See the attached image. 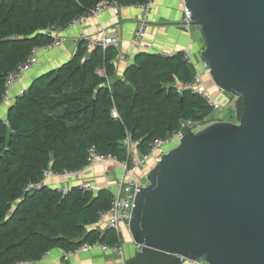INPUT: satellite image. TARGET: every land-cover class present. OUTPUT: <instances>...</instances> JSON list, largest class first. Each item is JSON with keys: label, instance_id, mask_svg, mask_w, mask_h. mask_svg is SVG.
<instances>
[{"label": "trees", "instance_id": "16d2710c", "mask_svg": "<svg viewBox=\"0 0 264 264\" xmlns=\"http://www.w3.org/2000/svg\"><path fill=\"white\" fill-rule=\"evenodd\" d=\"M111 1L0 0V108L7 77L34 48L52 43L44 30L68 26ZM116 1L132 6L147 0ZM115 56L112 48L88 56L81 42L73 59L37 77L8 103L6 117L0 116V264L36 262L52 251H74L99 240L112 248L121 245L122 237L113 230L94 228L100 213L111 208L106 189L83 192L79 185L63 196L48 185L38 188L45 172L84 170L92 147L125 161L128 135L143 156L155 140L167 139L187 122L217 120L203 98L178 93L180 84L195 77L183 53L138 52L124 79L111 85L99 72L111 78ZM90 102L94 107L87 106ZM237 109L239 121L242 99Z\"/></svg>", "mask_w": 264, "mask_h": 264}, {"label": "water", "instance_id": "95a60500", "mask_svg": "<svg viewBox=\"0 0 264 264\" xmlns=\"http://www.w3.org/2000/svg\"><path fill=\"white\" fill-rule=\"evenodd\" d=\"M184 4L171 26L199 31L213 92L244 111L161 156L136 193L129 234L140 251L127 264H264V0Z\"/></svg>", "mask_w": 264, "mask_h": 264}, {"label": "crops", "instance_id": "0c3cea01", "mask_svg": "<svg viewBox=\"0 0 264 264\" xmlns=\"http://www.w3.org/2000/svg\"><path fill=\"white\" fill-rule=\"evenodd\" d=\"M114 1V0H113ZM116 1V0H115ZM185 0H157L152 14L146 24V36L145 44L149 45L154 53H162L167 56L176 55L189 50L191 56L196 62L201 60L200 58V42L199 31H192L189 28V32L179 31L171 24L180 22L182 16L185 13ZM78 18V17H77ZM142 12L138 7L127 6L122 8L119 12L105 11L98 19L90 20L83 25L76 26H64L67 27L61 32L63 38L62 44L58 48H45L38 55V63L20 80L18 86L14 87L10 96V100L3 104L0 108V116L6 117L8 110V103L16 97L20 96L25 90H27L32 82L39 76L48 73L53 70H57L64 63L73 59L77 53V49L81 42L80 36L84 33L87 37H95L101 30H105L109 34L115 33V25H120V30L116 35L120 38L119 51L123 54L122 57H118L116 49V56L111 64L114 66V73L111 78L106 76V73L102 70L99 74L102 77H106L109 84L112 85L114 80H123L125 73L132 62H127L123 57L124 55H132L138 53L135 51L132 44L135 31L141 22ZM87 48L86 43L84 42ZM96 49L89 52L88 56ZM142 52V51H140ZM144 52V51H143ZM199 56V60L197 57ZM132 57V61H133ZM204 81L208 87V90L217 98L219 104L226 106L232 99L224 93L213 92L211 88L212 83L209 76H204ZM108 84V85H109ZM221 119V118H220ZM223 120V119H222ZM169 149L165 148L167 152ZM151 161V166L156 163ZM122 176V170L119 166L111 163L104 165H97L93 168L84 170L81 174L73 176L72 178H62L57 174L50 175L45 184L49 187L59 189H69L73 186H79L84 182H91L100 188H107L108 186L114 187ZM141 176V172L138 174V178ZM96 230L106 231V222L98 223L95 227ZM122 242L121 248L123 253H118L115 250L103 252L101 249H94L88 252L80 253L69 259H64L63 251L57 250L48 253L41 260L30 263L20 264H127V261L133 258L137 251V246L132 241L129 229H122ZM184 264H202L185 262Z\"/></svg>", "mask_w": 264, "mask_h": 264}, {"label": "built area", "instance_id": "2783aa9c", "mask_svg": "<svg viewBox=\"0 0 264 264\" xmlns=\"http://www.w3.org/2000/svg\"><path fill=\"white\" fill-rule=\"evenodd\" d=\"M157 0H147L143 4H134L132 6L138 7L142 12L141 22L135 31L134 37L132 39V44L134 50L137 51H144V52H152L154 53L153 49L145 44V36H146V24L149 20V17L152 14L153 7ZM127 6L120 5L117 1L111 2H103L99 4L96 8L92 9L88 13L83 16H80L73 20L67 27L69 26H76V25H83L90 20H96L99 16L105 11H114L115 13L119 12L120 9L126 8ZM62 25H57L46 29L43 33L51 38L52 43L45 47H36L32 50L31 54L28 58L21 63L18 68L12 72L6 80L5 86V94L3 97L2 104H6L10 100V96L14 87L18 86L20 80L38 63V55L41 51L45 48H58L61 46L63 38L61 36V32L66 29ZM115 33L109 34L105 30H101L95 37H87L84 33L81 34L80 38L83 40L87 48L90 51L93 49H106L113 47L116 49L118 57H122L123 54L119 51V42L120 38L116 35V33L120 30V25H115ZM184 61L191 65L195 71L194 79L186 84H180L177 87V91L179 94L183 92H190L193 95H197L205 100V102L212 108L213 114L215 115L217 112H223L226 108L232 112L234 118L236 119L235 122H238L237 118L239 115L237 109V98H233L225 108L220 105L216 99L212 96L211 92L208 90V87L204 81V76L210 77V67L208 63L204 60H200L199 64L193 59L189 50L183 52ZM161 56H167L162 53H156ZM132 55H124V59L127 62H132ZM201 68V69H199ZM113 117L118 118V114L114 111ZM210 118L206 119L204 123H193L187 122L185 123L181 130L172 134L165 140H155V142L151 145L150 152L141 156L137 149V144L132 140L131 135H128L123 141V148L126 155L125 161H119L112 155H105L101 154L97 151L95 147H92L87 152V161L88 166L84 169H90L97 165H104L106 163H111L119 166L122 170V176L117 184L112 187L108 186L106 189L111 195V208L106 211L102 212L99 215V223L106 222L107 230H113L119 237H121L122 229L126 228L129 229L132 211L134 207L136 193L139 192L140 189L145 187L146 184H141L140 179L137 177L140 169L145 165L147 161L153 160L158 163L161 159V156L167 152L164 151L165 147H170L171 149L178 146L188 133H196L202 130L206 124H208ZM218 121V119L216 120ZM84 170L79 172H64L62 174H57L62 178H72L78 174H81ZM53 173L47 171L44 174V178L42 181L37 185L38 188L46 185L45 182L47 178L52 175ZM147 182V180H146ZM36 187V186H34ZM32 187H29V190ZM100 187H97L95 184L91 182H84L80 184V189L83 192H97ZM59 192L64 196L67 195L69 189L59 188ZM104 232V231H103ZM102 232V233H103ZM137 246V245H136ZM94 249H101L103 252H108L110 250H115L118 253H123L121 245L117 246L116 248L109 247L107 244L101 242L99 240L93 244H84L77 248L74 251H68L64 253V259H69L72 256H75L80 253L88 252ZM137 251H140V247L137 246ZM198 263V262H197ZM20 264V263H18ZM204 264V263H203Z\"/></svg>", "mask_w": 264, "mask_h": 264}, {"label": "rangeland", "instance_id": "374dc122", "mask_svg": "<svg viewBox=\"0 0 264 264\" xmlns=\"http://www.w3.org/2000/svg\"><path fill=\"white\" fill-rule=\"evenodd\" d=\"M98 49V48H97ZM107 49H109V48H106V49H101V50H103V51H106ZM148 53H152V52H148ZM184 54V53H183ZM183 59H184V57H183ZM197 60H199V56L197 57ZM197 64H199V62H197ZM189 65V64H188ZM189 66H191V65H189ZM199 69H201V68H199ZM197 71H195V73H196ZM210 91V90H209ZM211 94H212V92H211ZM225 94V93H224ZM212 96L216 99V101H218L217 100V98L212 94ZM227 96H229V98H231L232 100H233V98L234 97H231L230 95H227ZM219 102V101H218ZM221 105V104H220ZM223 106V105H222ZM224 108H225V106H223ZM215 118L216 119H224L223 121H225V122H231V121H233L232 120V118H233V114H232V112H230L229 111V109H225L223 112H217L216 114H215ZM236 120V119H235ZM218 121H222V120H218ZM218 121H215V120H213V121H211L210 123H208V124H206L205 125V127L206 126H208L209 124H211V123H214V122H218ZM204 127V128H205ZM165 148H168L169 150H171V148L170 147H165ZM164 148V149H165ZM168 150V151H169ZM167 151V152H168ZM156 166V164L154 163V166L152 167L151 166V161H147L146 163H145V165L140 169L141 171V176L139 177V179H140V183L141 184H146V180H147V175L149 174V172L154 168ZM58 190V189H57ZM198 263H202L201 261L200 262H198ZM203 264V263H202Z\"/></svg>", "mask_w": 264, "mask_h": 264}, {"label": "bare ground", "instance_id": "6f19581e", "mask_svg": "<svg viewBox=\"0 0 264 264\" xmlns=\"http://www.w3.org/2000/svg\"><path fill=\"white\" fill-rule=\"evenodd\" d=\"M232 120H233V121H231V123H234V122H235V118H234V116H233Z\"/></svg>", "mask_w": 264, "mask_h": 264}, {"label": "flooded vegetation", "instance_id": "af4514ba", "mask_svg": "<svg viewBox=\"0 0 264 264\" xmlns=\"http://www.w3.org/2000/svg\"><path fill=\"white\" fill-rule=\"evenodd\" d=\"M152 167H153V165H152Z\"/></svg>", "mask_w": 264, "mask_h": 264}]
</instances>
